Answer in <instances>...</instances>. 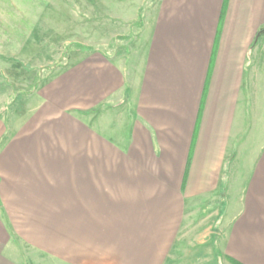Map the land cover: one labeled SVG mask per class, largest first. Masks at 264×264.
I'll use <instances>...</instances> for the list:
<instances>
[{
    "label": "crops",
    "instance_id": "crops-1",
    "mask_svg": "<svg viewBox=\"0 0 264 264\" xmlns=\"http://www.w3.org/2000/svg\"><path fill=\"white\" fill-rule=\"evenodd\" d=\"M0 1L17 49L0 54V91L9 64L40 50L39 27L91 48L94 4L104 19L121 8L116 37L145 10L128 58L73 52L27 117L0 100V264L26 248L56 264H169L188 241H211L216 264H264V0Z\"/></svg>",
    "mask_w": 264,
    "mask_h": 264
},
{
    "label": "rangeland",
    "instance_id": "rangeland-1",
    "mask_svg": "<svg viewBox=\"0 0 264 264\" xmlns=\"http://www.w3.org/2000/svg\"><path fill=\"white\" fill-rule=\"evenodd\" d=\"M3 2H7L6 4H11L13 1L16 3L17 0L9 1V0H2ZM9 1V2H8ZM73 2V4H77L78 0H52V2H56L59 5L61 3H67ZM151 3L154 0H150ZM119 0L116 2L118 3ZM1 3V1H0ZM115 2H112L107 7L109 12H107L108 17L107 18H99L100 14V7L99 4H94L93 7L88 11L89 12V18L87 20L88 23H90L85 27V34L89 35V41L87 43H83L86 45L92 46L91 48L98 46H101L105 44L106 50H110L109 54H112L113 50H117L118 52L120 49L125 51L127 54V58L129 57V51L132 47V41L135 39V37L140 33L142 29L139 28V25H137V22H135L132 27L130 28L129 33L125 37H116L118 34L122 32L124 29L123 22L118 20L116 18V15L121 14L122 10L118 6H115L113 4ZM149 3V5L151 4ZM74 4V5H75ZM127 4H130V0H122L121 7H126ZM148 6V5H147ZM146 6V7H147ZM145 7V8H146ZM80 7L77 5L73 7V12H66V18H64V23L67 22L69 27V30L67 31V34L75 35L72 39H77V33L79 30L81 31L82 28L80 27L82 20L84 17L82 16V11L79 10ZM128 10L130 12V9L123 8ZM2 11L0 10V13ZM65 12V11H64ZM86 13H88L85 10ZM103 13V12H102ZM144 13L145 10L142 12V22L144 26ZM62 12H58V17L61 16ZM1 17V14H0ZM83 18V19H82ZM62 18H59L61 20ZM99 23V25H98ZM77 25L79 27H77ZM63 29V28H62ZM8 30L7 27L0 26V54H8V51L11 50L10 54H16L17 49H13V46L9 44L7 36H3V32ZM64 30V29H63ZM38 34L40 36H36L38 42V45L40 46V50L36 51L35 57H33V54H26L22 59L15 60L14 64H9V66H13L9 68V73L5 71L7 76H3L5 79L4 84H8L9 88H4L5 90L0 91V100H3L5 98V95L9 94L13 99L9 102V107L3 108L0 107L1 113H9L12 114L16 109H18L20 104V109H23L22 111L25 113L24 116L27 117L29 113L32 111V108H37L40 105V101L37 97L38 92H47L48 87L52 84H56L60 79L62 80L64 75L63 69L65 66L64 64L68 61L69 57H65L64 51L62 54H60L59 50L63 47L69 46V45H80V43H68L65 46H63V43L65 39H69V37H63V38H57V36L48 35L46 36V31L43 27L38 28ZM45 35V36H44ZM48 39V40H47ZM33 45V44H32ZM27 46V50H31V46ZM11 49H10V48ZM85 47V46H83ZM33 48V47H32ZM86 48V47H85ZM94 48V49H95ZM15 51V52H14ZM40 52V53H39ZM76 52V51H73ZM71 52L69 56L73 53ZM39 53V54H38ZM120 53V54H122ZM70 62V60L68 61ZM81 62V56L79 58H73V61L68 63V67H73L76 64ZM67 64V63H66ZM1 68V67H0ZM5 70V69H4ZM22 70H25L23 72ZM1 71V70H0ZM66 70H64L65 72ZM24 74V75H23ZM39 77V79L37 76ZM1 78V76H0ZM15 80L19 83L20 89H18V92L16 91V87L14 86ZM40 84L42 85V90L39 91L37 89ZM16 88V89H15ZM38 91V92H37ZM31 95H35L34 98ZM18 106V107H17ZM22 106V107H21ZM3 117V116H2ZM1 119V118H0ZM193 241V240H192ZM194 247V246H193ZM192 248V242H185L180 243L177 245L174 251L171 252V258L169 261V264H216V258H214V254L212 249V243L209 241L207 244H205L203 247H197V249H191ZM211 248V249H210ZM23 252V251H22ZM25 255V260L23 264H56L53 263L50 260H46V257L43 255H40L39 253L33 252L29 250V248H26V250L23 252ZM46 260V261H45Z\"/></svg>",
    "mask_w": 264,
    "mask_h": 264
},
{
    "label": "trees",
    "instance_id": "trees-1",
    "mask_svg": "<svg viewBox=\"0 0 264 264\" xmlns=\"http://www.w3.org/2000/svg\"><path fill=\"white\" fill-rule=\"evenodd\" d=\"M142 12L139 14V17H138V20H137V25H139V28L142 29L143 28V22H142ZM86 49H89V50H92L93 48H87ZM80 50H84V47L83 46H80V45H77V44H74V45H69L67 47H65L64 49V56L65 57H69V54L73 51H80Z\"/></svg>",
    "mask_w": 264,
    "mask_h": 264
},
{
    "label": "water",
    "instance_id": "water-1",
    "mask_svg": "<svg viewBox=\"0 0 264 264\" xmlns=\"http://www.w3.org/2000/svg\"><path fill=\"white\" fill-rule=\"evenodd\" d=\"M262 32L264 33V30Z\"/></svg>",
    "mask_w": 264,
    "mask_h": 264
}]
</instances>
